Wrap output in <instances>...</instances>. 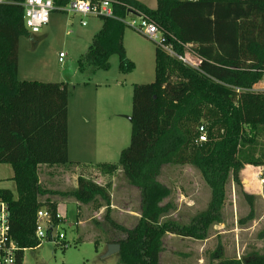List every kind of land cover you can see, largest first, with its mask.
<instances>
[{"label":"trees","instance_id":"16d2710c","mask_svg":"<svg viewBox=\"0 0 264 264\" xmlns=\"http://www.w3.org/2000/svg\"><path fill=\"white\" fill-rule=\"evenodd\" d=\"M9 1L14 4L0 5V165L12 166L17 196L0 188V201L9 206L12 236L24 250L19 264L26 250L42 245L36 237L40 211L51 215L53 228L60 224L58 205L41 201L47 195L70 196L84 205L101 200L106 220L124 235L110 242L121 245V264H160L167 235L208 240L211 228L224 221L229 181L241 185L245 166L264 164V146L257 153L264 134V92L253 91L264 73V0H157L156 9L138 0H111L115 18L102 17L100 31L79 62L81 71L108 70L114 55L122 70L133 69L124 46L128 27L122 21L132 11L155 23L179 55L193 45L202 60L197 70L157 47L155 81L134 87L131 143L119 162L128 183L141 190L142 217L130 230L111 218L110 183L103 186L80 176L76 190L68 194L42 187V166L71 164L69 85L19 80L20 41L31 33L25 0ZM70 1L55 3L65 7ZM201 128L207 142L199 143ZM167 165L193 166L211 190L208 209L187 225L163 221L173 210L171 204L163 205L170 190L158 181ZM99 169L110 175L118 167ZM218 260L264 264V254Z\"/></svg>","mask_w":264,"mask_h":264},{"label":"rangeland","instance_id":"374dc122","mask_svg":"<svg viewBox=\"0 0 264 264\" xmlns=\"http://www.w3.org/2000/svg\"><path fill=\"white\" fill-rule=\"evenodd\" d=\"M138 1L151 9L157 8V0ZM81 21L82 17L78 15L55 11L50 24L41 33L23 37L19 45V80L64 82L69 85L71 164L67 169L78 177L90 178L104 186L111 183L119 209L130 201L131 210L138 213L141 211V190L128 183L119 162L121 153L131 143L134 87L151 84L156 78L157 45L127 28L124 46L127 59L134 65L132 70H122L119 56L114 55L108 70L94 71L87 67L81 71L79 62L88 53L97 32L93 31L94 25H101L103 20L88 18V27L83 26ZM60 54H64L62 62ZM263 146L264 134L259 139L258 154ZM101 165H116L118 169L109 175L101 172ZM241 174V185L233 179L229 181L223 208L224 221L211 228L209 239L197 241L167 235L163 242L161 264H217L221 261L218 260L220 256L222 260H243L254 252L264 254V224L253 232L247 230L248 225L251 226L259 218L261 198L253 195V199L249 200L245 190L250 192L252 188L244 177L250 176V171ZM13 175L11 165H0V188L8 189L17 196ZM111 179L113 182H110ZM158 181L170 190V196L163 205L173 206L163 221L174 220L187 225L208 209L211 190L193 166H164ZM68 187L67 194L71 193L70 184ZM97 205V202L93 203L89 208L92 213L88 217L91 222L87 228L76 226L75 206L71 205L68 212L65 207L61 208L68 220L62 221L56 232L64 233L66 239L61 242L43 240L40 247L25 251L23 264H121L119 254L106 259H103L105 254H100L106 249V240L120 239L124 235L109 224L106 212L102 216L95 214ZM111 218L128 227L137 225L136 219L132 223V217L118 210L111 213ZM92 229L98 231L93 237L100 251L98 255L95 243L87 232Z\"/></svg>","mask_w":264,"mask_h":264},{"label":"built area","instance_id":"2783aa9c","mask_svg":"<svg viewBox=\"0 0 264 264\" xmlns=\"http://www.w3.org/2000/svg\"><path fill=\"white\" fill-rule=\"evenodd\" d=\"M13 1L0 0V5H11ZM25 8V23L31 35H37L50 24L51 15L55 11L66 14H74L82 17L81 24L88 25V18H115L113 2L111 0H71L65 7H57L55 0H25L22 4ZM128 28L148 38L154 42L157 47L164 50L173 58H177L182 63L191 68L199 69L202 60L192 51L193 45L186 46L184 55H179L173 44L168 42L164 33L149 18L137 11L129 12L127 19L122 20ZM64 54H60V62L63 61ZM239 92L241 90H238ZM254 92H264V73L261 81ZM206 130L201 128L199 143L207 142ZM60 219V216L58 215ZM58 227L53 228L51 224V215L47 211H40L37 217L36 237L38 240L53 239V235ZM52 230L50 236L48 231ZM58 236V235H56ZM60 240H64L65 236L60 234ZM56 242V241H55ZM24 251L15 241L11 233L10 210L9 206L0 201V264H19L18 255Z\"/></svg>","mask_w":264,"mask_h":264},{"label":"crops","instance_id":"0c3cea01","mask_svg":"<svg viewBox=\"0 0 264 264\" xmlns=\"http://www.w3.org/2000/svg\"><path fill=\"white\" fill-rule=\"evenodd\" d=\"M93 1H95V0H93ZM143 4H145V3H143ZM91 24H94V23H91ZM88 26H89V23L85 27H88ZM101 27H102V24L101 25L95 24L93 31H97L96 32V34H97L100 31ZM69 125H70V113H69ZM247 170L250 171V176H245L244 177V175H243V177H244L245 180L246 179H247V181L249 180L248 182L250 183V188H252V189H251L250 192L245 190L246 193H247L246 195L250 196L249 200L253 199L252 198L253 195L254 196H259L261 198V204H262V209L260 211L259 218L257 220H254L252 222L251 226L248 225L249 228L247 230L249 232H253L258 226H262V224H264V164L257 165V166H255V165H247L243 169L242 173L244 171H247ZM241 176H242V174H241ZM13 177H14V175H13ZM13 177H12V179H13ZM39 177H40V183H41L42 187L45 190H49V191H52V192H55V193H67V192H69L68 189H67V188H69L68 187L69 184L71 186V190L69 189L71 192L76 190V188L78 186V178L79 177L77 175L71 173L67 169V167L42 166L40 168ZM112 180L113 179H111L110 182H113ZM95 182L98 183L99 185H102L100 182H97V181H95ZM54 186L58 187L59 189L58 188L55 189ZM111 188H112L110 190V195H111V200H112V202H111V213L114 214L115 211L118 210L121 214L128 215V217H132V219H133L132 223H135V219H136L137 220V224H138L139 220L142 217V211H140L138 213H134L131 210V208H130V204H128L130 201H127L124 204V208L119 209L118 205L115 203V193H114V190H113L114 186L112 185ZM54 189L56 191H54ZM41 201L43 203L52 202V203H56L58 205V215L60 216V224H59V226L61 225L62 221L66 222L68 220L63 215V213H62L63 211L61 210V208L65 207L66 212H68V209H69V207L71 205L75 206V208H76V221H75V224H76L77 227L81 226L83 228H87V226L91 222V218H88V217L92 213L89 208H90V206H92L93 203L92 204H88V205H84V204H81V203L77 202L76 199L73 198V197L62 196V195H47V196L42 197ZM97 203H98V205H97V213H95V214H97L99 216L100 215L102 216L106 212V207H104V203L101 200H98ZM96 223H98V222H96ZM117 224L120 225V226H123L124 228L129 229V230L130 229H134L137 226L136 225L135 227L134 226L133 227H128V226H126L127 224L124 225V224H120L118 222H117ZM87 232L90 234V237H91L90 240L95 243V246L97 248L96 252H97V255H98L100 253V251H99L97 242L93 241L94 240L93 237L98 234L97 233L98 231L95 230V229H92V231L87 230ZM60 234L64 235V233H58V232L55 231V233L53 235V239H55V241H57V242L64 241L66 239V235H64L65 236L64 240H60L59 237H58ZM56 235H58V236H56ZM120 239H122V238H120ZM120 239L106 240V242H105L106 249H105V251L103 253H100V254H103V255L105 254L106 255L107 252H108V246L110 244H114V243H110V242L118 241ZM163 242H164V239H163ZM105 255L103 256V259L108 258ZM160 264H161V256H160Z\"/></svg>","mask_w":264,"mask_h":264},{"label":"water","instance_id":"95a60500","mask_svg":"<svg viewBox=\"0 0 264 264\" xmlns=\"http://www.w3.org/2000/svg\"><path fill=\"white\" fill-rule=\"evenodd\" d=\"M131 120H132V118H130V121ZM120 251H121V245H119V244H110L108 246V252H107V254L105 256L106 257H110L112 255L119 254Z\"/></svg>","mask_w":264,"mask_h":264}]
</instances>
